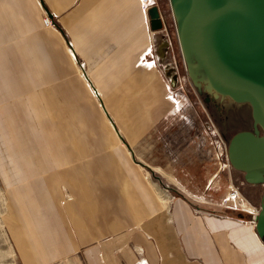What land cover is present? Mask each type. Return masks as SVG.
<instances>
[{"label": "crops", "instance_id": "obj_1", "mask_svg": "<svg viewBox=\"0 0 264 264\" xmlns=\"http://www.w3.org/2000/svg\"><path fill=\"white\" fill-rule=\"evenodd\" d=\"M44 16L53 21L51 29L43 25ZM150 20L139 0H0V122L9 131L13 123L21 130L27 125V138L33 139L30 130L37 126L26 112L38 110L44 95L54 91L65 106L74 104V137L61 156L57 150L64 147L56 150L57 144L39 136L28 147L8 136L2 147L16 155L6 156V175L1 168L0 174L9 188L6 223L24 264L29 263L20 245L30 247L32 264H52L70 254L71 262L82 264H264V239L250 223L252 214L222 211L205 198L221 173L233 185L234 171L220 170L202 125L188 123L192 115L184 101L176 111L165 98L168 72L163 77L156 68L136 66L152 41ZM81 62L82 77L76 68ZM24 150L32 151L30 158ZM144 152L154 160L141 161ZM141 165L169 176L183 195L166 208ZM239 174L237 187L257 197V186ZM193 197L206 201L197 206Z\"/></svg>", "mask_w": 264, "mask_h": 264}, {"label": "water", "instance_id": "obj_2", "mask_svg": "<svg viewBox=\"0 0 264 264\" xmlns=\"http://www.w3.org/2000/svg\"><path fill=\"white\" fill-rule=\"evenodd\" d=\"M168 2L183 63L194 85L203 82L215 100L227 98L250 106L252 130L229 139L227 159L246 184L264 186V0ZM149 16L152 30L159 29L157 9H150ZM255 230L264 239V192Z\"/></svg>", "mask_w": 264, "mask_h": 264}, {"label": "rangeland", "instance_id": "obj_3", "mask_svg": "<svg viewBox=\"0 0 264 264\" xmlns=\"http://www.w3.org/2000/svg\"><path fill=\"white\" fill-rule=\"evenodd\" d=\"M155 8L162 15L166 31L170 37L171 45L169 48H162L163 43L166 42V38L164 34L161 32L162 23L159 29L152 30V24L150 20V16L148 14V19L150 20L151 31L153 32V36L149 33V39L156 46L157 49H164L163 52L160 53V65L162 70V76H167L164 73L167 71L170 80H176L177 75H180L181 81V92H182V102L184 101V105L186 104V108H188V112L191 117L188 116V123H197L202 125V130L207 137L209 144L211 145V136L206 130L207 127L210 126L209 118L215 125L216 129L219 132L221 140L224 142L227 147V143L229 139L237 132L243 130H252V118H251V108L249 105L241 103L237 104L227 98H219L213 99L209 93L204 90L203 82H200V86L197 87L194 85L193 81L189 78L188 73L185 69V65L183 63V59L181 56V51L179 48V44L177 41L175 28L173 24V19L170 11V6L168 0H156ZM150 31V32H151ZM151 44V42H150ZM150 44L145 48V50L150 46ZM169 46V44H167ZM167 46V47H168ZM144 50V51H145ZM160 50V49H159ZM143 51V52H144ZM77 66V71L82 77L85 73V69L83 68L84 63H79ZM82 64V65H81ZM178 66V74L175 73L174 66ZM84 73H83V71ZM165 80V77H164ZM71 88V87H70ZM69 100H71V91H67L64 93ZM54 91H51V95L48 96L49 102L54 103L55 101H60L64 106V101L61 98L54 97ZM67 100V102H69ZM206 102L204 103V101ZM69 104V103H68ZM206 104V105H205ZM71 106V102H70ZM70 106H65L69 108ZM66 117V115H65ZM67 118V117H66ZM78 123V122H77ZM201 130V129H200ZM212 146V145H211ZM213 150L214 147L212 146ZM144 149H147V145L144 146ZM152 152V150L150 151ZM158 153V152H157ZM155 152V154H157ZM148 152H144L142 158L139 159L146 164L152 160H154L153 156L147 155ZM158 156V155H157ZM224 156L220 157L223 158ZM144 172L148 176V179L153 184L155 190L158 194H162L167 197L168 203H165L161 200L163 205L167 208L170 201L175 197H180L183 195L175 186L171 185L170 177L163 174V172L156 173L150 167L146 165H141ZM222 166L220 167L221 170ZM226 170V169H225ZM227 171V170H226ZM234 171L232 176V184L233 186H239L241 182L242 176L239 172ZM216 187H210V190L205 191V195L208 200H214L212 203H216L217 208L222 211H225V208L221 205L222 199L224 198L225 193H227L228 186H230V180L226 173H221L218 175L216 179ZM38 189V188H37ZM244 188L240 186V191L242 195L246 198L248 202H250L254 207L259 208L260 198L264 192V186L258 185L255 189H257V197L254 195V198L251 196H247V193L243 190ZM38 190V197H39ZM64 198L63 200H68L69 195L67 194L66 189H63ZM205 198H191V202L194 205H204ZM201 202V203H200ZM208 205V204H207ZM227 211V210H226ZM9 213V188L6 186V183L3 181L2 176L0 174V264H24L22 258L19 255L18 249L15 245V242L11 236L9 227L6 223V219ZM251 220V219H249ZM52 264H82L79 259H75L71 262V254L62 258L61 261H54Z\"/></svg>", "mask_w": 264, "mask_h": 264}, {"label": "bare ground", "instance_id": "obj_4", "mask_svg": "<svg viewBox=\"0 0 264 264\" xmlns=\"http://www.w3.org/2000/svg\"><path fill=\"white\" fill-rule=\"evenodd\" d=\"M140 4V3H139ZM51 29V28H50ZM35 36H38V35H36L35 34ZM67 46V45H66ZM13 51V50H12ZM127 51V50H126ZM64 57V56H63ZM18 59V58H17ZM15 61L17 62V60L15 59ZM135 64V63H134ZM89 68V67H88ZM87 68V69H88ZM90 70V69H89ZM137 70V69H136ZM20 71V70H19ZM83 71V70H82ZM92 72H93V70H92ZM92 72L90 71L89 73L90 74H92ZM83 73H84V71H83ZM94 73V72H93ZM78 74H79V72H78ZM6 75H8V74H6ZM80 75V74H79ZM84 75H85V73H84ZM3 76H5V75H3ZM23 76V75H22ZM32 76V75H31ZM34 76V75H33ZM92 77H93V74L91 75ZM127 76V75H126ZM128 77V76H127ZM150 77V76H149ZM19 78H21V77H19ZM28 78H31L30 76H27V79ZM76 78H77V76H76ZM96 78V77H95ZM9 79V78H8ZM74 79V78H73ZM78 79V78H77ZM133 80V79H132ZM152 80V79H151ZM82 81V80H81ZM80 81V82H81ZM10 82H12V81H10ZM29 82V81H28ZM76 82V81H75ZM98 82H99V80H98ZM3 83V82H2ZM17 83V82H16ZM21 83H22V81H21ZM27 83V82H26ZM26 83H25V80H24V83H22L23 85L25 84L26 85ZM77 83V82H76ZM99 83H102V81L101 82H99ZM1 84V83H0ZM29 84H30V82H29ZM35 84V83H34ZM91 84V83H90ZM89 84V85H90ZM3 85H4V83H3ZM88 85V84H87ZM96 85H98V84H96ZM16 86H18V84L16 85ZM31 86H37V85H31ZM27 87H29V86H27ZM91 87V86H90ZM5 88V87H4ZM13 88H15V86L13 87ZM24 88H25V86H24ZM71 88H72V86H71ZM73 88H75V87H73ZM77 88V87H76ZM80 88V87H79ZM99 88H101V87H99ZM23 89V88H22ZM103 89V88H102ZM7 89H5V91H6ZM78 90V89H77ZM1 91V90H0ZM16 91H18V89L16 90ZM20 91H22V90H20ZM73 91V90H72ZM98 91V90H97ZM7 92H8V90H7ZM7 92H6V95H7ZM74 92V91H73ZM101 92V91H100ZM103 92V91H102ZM105 92V91H104ZM103 92V93H104ZM31 93V92H30ZM41 93V92H40ZM49 93H51V92H49ZM97 93V92H96ZM102 93V94H103ZM2 94V93H1ZM82 95V94H81ZM84 95V94H83ZM106 95V94H105ZM76 96V95H75ZM74 96V97H75ZM107 96V95H106ZM72 97H73V95H72ZM77 97V96H76ZM81 97V96H80ZM103 97V96H102ZM78 98V97H77ZM83 98V97H82ZM81 98V99H82ZM147 98V97H146ZM121 99V98H120ZM120 99H118V101L120 100ZM131 99V98H130ZM129 99V100H130ZM140 99V98H139ZM142 99V98H141ZM125 100V99H124ZM133 100H135V99H133ZM79 101V100H78ZM101 101V100H100ZM140 101V100H139ZM72 103H73V101H71ZM124 102L125 101H123V103H122V101H121V103L122 104H124ZM142 102V101H141ZM144 102V101H143ZM32 103V102H31ZM71 103V104H72ZM113 103V102H112ZM33 104V103H32ZM31 104V105H32ZM121 104V105H122ZM132 104H133V102H132ZM136 104V103H135ZM72 105H74V104H72ZM123 106V105H122ZM126 106V105H125ZM127 106H129L130 107V105H127ZM112 108V107H111ZM121 108V107H120ZM125 108V107H124ZM131 108V107H130ZM144 108V107H143ZM5 109V108H4ZM22 109L23 110H25V109H27V107L23 104V107H22ZM145 109H146V107H145ZM74 110H77V108L76 109H74ZM111 110V109H110ZM125 110H127V109H125ZM138 110V109H137ZM73 111V110H72ZM128 111H129V109H128ZM112 112V111H111ZM118 112V110L116 111V113ZM145 112V111H144ZM113 113V112H112ZM128 113V112H127ZM142 113V111L139 113V114H141ZM11 114V113H10ZM77 114V113H76ZM129 114H131V113H129ZM139 114H138V116H139ZM144 114V113H143ZM6 115V114H5ZM26 115L27 116H34L33 118H32V120L33 121H35V125L37 126V128H34L35 129V131H33L32 129L30 130V132H28V133H30V135H32L33 134V136L32 137H34L33 139H31V137H29V138H27L28 136H27V133H26V127L25 126H27V125H25V124H23V128H22V130L21 129H19V125L18 126H16L14 123L12 124V127H11V131H9L7 128H6V123H4V122H0V125L1 126H4L5 127V129H3V128H0V155L1 156H3V157H0V168H1V172H2V174H4V175H6V173H5V171H4V164H6L7 163V159H6V156H10L11 155V160H13V157H16V155L12 152V151H10V154L9 153H7L6 154V151L4 150V151H2V147L5 145V142H6V137H8V136H10V137H13V139H12V141L11 142H18V141H20V143H22V145L23 146H25V147H28V145H29V141H35V137H37V136H41V138L39 139V137H38V141H41V139L42 140H44V142L46 143V144H57V147L55 148L56 150H57V148H59L60 146L61 147H64V149H58L57 150V152L60 154V156H61V153L63 152V151H65V149H66V147H67V145H68V143H70L71 142V139H73V137H74V135H73V131L75 130V123L74 122H72L71 121V108H67V107H65L60 101H55L54 103H50L49 102V98H48V96H46V95H44L42 98H41V102H40V104H39V108H38V110H35V109H33V108H30V112H26ZM65 115H66V117H65ZM113 115V114H112ZM132 115V114H131ZM144 115H146V113L144 114ZM9 116H11L12 117V114L11 115H9ZM25 116V115H24ZM79 116V115H78ZM120 116V115H119ZM127 116V115H126ZM6 117V116H5ZM80 117V116H79ZM121 117V116H120ZM128 117V116H127ZM76 118H78V117H76ZM79 119V118H78ZM77 119V120H78ZM116 119H117V117H116ZM23 119L21 118V120H17V121H22ZM80 120V119H79ZM78 120V121H79ZM115 120V119H114ZM134 120V119H133ZM77 121V122H78ZM83 122V121H82ZM125 122V121H124ZM22 123V122H21ZM117 123V122H116ZM122 123V122H121ZM18 124V123H17ZM118 125V124H117ZM80 126V125H79ZM121 126V125H120ZM86 127V126H85ZM128 128V127H127ZM28 130V129H27ZM81 130V129H80ZM124 131V130H123ZM83 132V131H82ZM87 132V131H86ZM91 132V131H90ZM14 133V134H13ZM82 135V134H81ZM129 136H130V134H129ZM128 136V137H129ZM83 137V136H82ZM29 140V141H28ZM79 140H80V136H79ZM39 144H41L40 142H39ZM86 144H87V142H86ZM93 144V143H92ZM18 145V144H17ZM31 145V144H30ZM16 146V145H15ZM32 146V145H31ZM55 146V145H54ZM5 147H10V145H6ZM11 148V147H10ZM47 148V147H46ZM42 149V148H41ZM48 149V148H47ZM9 150V149H8ZM19 150H20V148H19ZM68 150V149H67ZM42 151V150H41ZM43 151H44V149H43ZM24 152L25 153H27L28 155H26L27 156V159L28 158H30L31 157V155H30V153H32V151H25L24 150ZM33 152H35V151H33ZM66 152V151H65ZM17 153H19V155L17 156L18 158L20 157V153H23L21 150H20V152L17 150ZM55 153V152H54ZM66 154V153H65ZM35 155V154H34ZM68 155V154H67ZM25 156V155H24ZM25 156V157H26ZM45 157H46V155H45ZM68 157V156H67ZM35 158H36V156H35ZM62 158V157H61ZM37 159V158H36ZM35 159V160H36ZM38 159H39V157H38ZM68 159V158H67ZM92 159H93V157H92ZM14 160H15V158H14ZM40 160V159H39ZM48 160V159H47ZM54 160V159H53ZM71 160V159H70ZM28 161V160H27ZM38 161V160H37ZM60 161H62V160H60ZM60 161H58V162H60ZM68 161V160H67ZM28 162H30V161H28ZM63 162V161H62ZM65 162V161H64ZM91 162V161H90ZM92 162H93V160H92ZM91 162V163H92ZM47 163V162H46ZM49 163V162H48ZM66 163V162H65ZM42 164V163H41ZM62 164V163H61ZM64 164V163H63ZM69 164V163H68ZM74 165V164H73ZM76 165V164H75ZM37 166V165H36ZM49 166V165H48ZM113 166V165H112ZM29 167V166H28ZM56 167H57V161H56ZM14 169H15V166L13 167ZM41 168V167H40ZM75 168V167H74ZM77 168V167H76ZM46 169H48V168H46ZM62 169V168H61ZM66 169V168H65ZM94 169H96V167H94ZM16 170H18V166L16 165ZM49 170H50V168H49ZM69 170V169H68ZM98 170V169H97ZM9 171V170H8ZM99 171V170H98ZM76 172H78V170L76 171ZM109 172H111V171H109ZM65 173H66V171H65ZM97 173V172H96ZM24 174V173H23ZM29 175H30V173H28ZM51 174V173H50ZM101 174V173H100ZM106 174V173H105ZM118 174V173H117ZM64 175V174H63ZM72 175V174H71ZM78 175H79V173H78ZM45 176V175H44ZM43 176V178H46V177H44ZM98 176V175H97ZM35 177V176H34ZM64 177V176H63ZM69 177H70V175H69ZM101 177V176H100ZM54 178V177H53ZM76 178V177H75ZM48 179V178H47ZM33 180V179H32ZM53 180V179H52ZM104 180V179H103ZM41 181V180H40ZM39 181V182H40ZM54 181V180H53ZM66 181V180H65ZM54 182H56V181H54ZM53 182V183H54ZM83 182V181H82ZM102 182H104V181H102ZM64 183V182H63ZM105 183H107V181L105 182ZM39 184V183H38ZM82 184H84V183H82ZM89 186H91V184H89ZM108 186H109V184H108ZM20 187V186H19ZM85 188V187H84ZM104 188V187H103ZM110 188V187H109ZM91 189V188H90ZM112 189V188H111ZM86 189H84V191H85ZM92 190V189H91ZM114 192V191H113ZM84 193V192H83ZM89 193V192H88ZM88 193H86V195L88 194ZM93 193V192H92ZM104 195V194H103ZM13 196V195H12ZM159 196H160V199L165 203V205H166V203H168V200H167V197H165V196H163L162 194H159ZM33 197V196H32ZM106 197H107V195H106ZM35 198V197H34ZM15 199V198H14ZM13 199V200H14ZM109 199V198H108ZM33 200V199H32ZM115 201V200H114ZM12 202V201H11ZM38 202H40V204H41V202H42V198H40V200H39V197H38ZM15 203V202H14ZM15 205H17V204H15ZM73 205H75V203L73 204ZM14 206V205H13ZM38 206V205H37ZM12 207V206H11ZM251 206H246V208H247V210H252L251 208H250ZM16 208H17V206H16ZM15 208V209H16ZM12 210V209H11ZM40 211V210H39ZM13 213H15V212H13ZM35 214V213H34ZM11 215H12V212H11ZM16 215V214H15ZM10 216V215H9ZM36 216V215H35ZM34 216V218H36ZM13 217V216H12ZM15 217H13V219H14ZM33 218V219H34ZM11 219V218H10ZM16 219V218H15ZM14 219V220H15ZM18 219V218H17ZM37 219V218H36ZM42 221V220H41ZM9 222V221H8ZM11 222V221H10ZM17 222H19L18 220H17ZM13 223V222H12ZM15 226H19L18 224L16 225V224H14ZM11 227V226H10ZM37 227H38V225H37ZM19 228V227H18ZM22 229V228H21ZM20 230V229H19ZM12 231H13V228H12ZM15 232V231H14ZM16 233V232H15ZM15 233H13V234H15ZM17 234V233H16ZM18 235V234H17ZM23 235V234H22ZM15 236V235H14ZM17 237V236H16ZM19 237H17L16 238V240L18 239ZM20 240V239H19ZM30 240V239H29ZM34 240V239H33ZM21 242H23L22 240H21ZM30 247H28V246H24V245H20V253H21V255L24 257V258H26L27 259V263H29V264H32L31 263V261L34 259L33 257H32V254L29 252V249ZM32 248V247H31ZM39 250V249H38ZM37 250V251H38ZM43 250V249H42ZM47 250V249H46ZM49 250V249H48ZM161 250H162V248H161ZM35 252H36V250H35ZM36 253H38V252H36ZM39 254V253H38ZM36 256V255H35ZM39 256V255H38ZM37 256V257H38ZM32 257V258H31ZM36 257V258H37ZM41 261H42V259H41ZM43 262V261H42Z\"/></svg>", "mask_w": 264, "mask_h": 264}, {"label": "built area", "instance_id": "obj_5", "mask_svg": "<svg viewBox=\"0 0 264 264\" xmlns=\"http://www.w3.org/2000/svg\"><path fill=\"white\" fill-rule=\"evenodd\" d=\"M139 3L142 14L144 15V17L148 18L150 9L155 8L156 6V0H139ZM159 20L162 23L161 32L164 34V37L166 38V42H167L165 43V48H169L171 45V40L166 31L165 24L162 15L160 13H159ZM42 21H43V25L46 28H51L54 26L53 21L47 16H44ZM150 34L151 36H153L152 31L150 32ZM167 44H169V46ZM159 49H157L156 46L151 41L150 46L140 54L136 66L146 70L156 68L159 71H162L160 65L161 57H160ZM173 66L175 73L178 74L177 71L178 66L176 64ZM181 81L182 79L180 78L179 74L177 75L176 80H170L168 78H165V90H166L165 98L171 103L172 107L176 111H179L183 100L182 92H181V88H182ZM209 123L210 126L207 127L206 130L211 136V143H212L211 145L214 147L216 162L219 165V167L222 166V168L226 169L227 171H232V168L229 165L227 159V147L225 146L224 142L221 140L219 132L210 118H209ZM222 156L224 157L220 158ZM221 205L227 211L249 212L250 214H252L251 216L252 219L250 223H252L255 226V216L257 215V211L247 210L246 206H250V205L245 199V197L241 194L240 189L238 187L231 185L228 188L227 193L224 195V198L222 199Z\"/></svg>", "mask_w": 264, "mask_h": 264}]
</instances>
